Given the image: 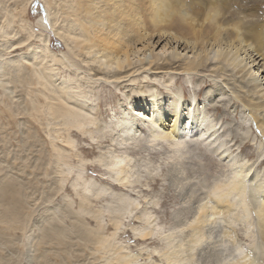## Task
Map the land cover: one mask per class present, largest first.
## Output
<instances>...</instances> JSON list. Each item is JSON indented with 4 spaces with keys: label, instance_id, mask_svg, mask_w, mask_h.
<instances>
[{
    "label": "rangeland",
    "instance_id": "374dc122",
    "mask_svg": "<svg viewBox=\"0 0 264 264\" xmlns=\"http://www.w3.org/2000/svg\"><path fill=\"white\" fill-rule=\"evenodd\" d=\"M254 1L258 6H256L255 3L252 5H255L257 9L260 8L258 15L264 16V0ZM45 10L44 0H30L26 4L24 0H0V26L4 24L5 20H12L10 24L11 29H9L11 34L0 38V55L2 57V61L4 60L8 63L13 58H19V55L25 54L28 51V48L26 49V47H35L38 45L39 42H37V40L30 38L22 46L19 45L20 47L14 46L15 48L13 47L12 49H7L9 44H15L16 42L18 43L20 40L23 41L26 38V24H30L33 26V30H36L34 31L35 36L48 35L50 37L49 45L51 44V49L54 52L58 53V51L60 52V49L62 50L60 47L61 42L54 38L51 33L52 31H50L48 28L43 30L36 25V20L39 18V16L40 18H43V22H46ZM9 41H11V43H9ZM31 63L27 62L26 64L21 59L15 66H13V64L9 62L7 70L4 74H2V76H0V191L2 193H6V195H1L0 192V196L2 197L5 195L6 197L4 196V198L6 199L3 197L2 198L4 201H9V203L4 202L0 197V199L3 201L0 203V216L3 214L0 217V264H69L70 261V264H106L107 261L111 259L113 252L106 254L103 253V256L102 252H100V255L98 252L94 251L97 246L95 244H92L93 246H89V243L91 242H86L87 240H93V236L89 235L87 230L90 229L92 232L94 230L96 231L98 230L96 228H98V226L101 224L104 227V231L102 230L103 235H108L110 232H112V230H110V225L114 217L104 213L102 215H96L94 220L89 218L91 215L89 216L84 214V217L87 218V221L85 220L86 223L83 225V223L77 221L75 217H72L74 215L71 212L78 211L77 204L79 201V198L75 196L74 191L77 190V192L81 193L82 185L85 180V183L87 182V184L90 182L88 186H93L92 190L97 191L98 188L100 189L99 191L102 190L103 194H105L104 196L114 198L116 195H120L121 193L119 191L98 181H100V177L106 178L103 170H105V168H110L106 166V163L108 165L109 161L108 156H110L111 153L118 154V152L122 153L124 151H127L126 155L128 158H131V162H129L128 165V170L130 172L129 176L133 175V179H136L137 177L140 180H138L139 182L134 185L136 186V188H134L135 193L133 192L132 188L128 190L129 194L125 193L127 191H124L123 193L128 197L136 199L138 210L130 209L128 211L130 213L129 215L127 214L125 219H123L122 226L117 234L115 243L118 246H120L119 244L123 245L124 249H128V251H130L137 258L136 264H168L164 254L172 250H178L176 255L178 260L173 264H264V238L263 231L261 232V228L259 226V206L256 204V198L255 200L254 198L253 200L250 198L249 191V189H254V185L258 187V184L261 186L263 185L262 188H259V190L264 189V165H261L260 168H256V166L260 164V161L264 160V136L262 135L261 130L256 128L252 119L253 117H251V113H249V109L244 106L245 101L241 102V100H245V93L243 92L247 90V85L243 84V82H239V76L235 77L237 79L236 82V79L232 78L235 76L234 72L231 73L228 72V70H225V73L221 75L219 73H214V71L211 70L212 68H207V71L198 70L192 73L190 72L188 74H183L181 76L183 77L182 82L180 81L178 83L176 79L180 78L179 75H171L174 78L173 80L169 81L168 79L169 77L171 78V76L169 72H167V74L165 71L159 74L157 71H150L142 74L143 76L140 75L146 78V80H142L139 74H137L138 76L135 77V84L134 82L126 83L128 87L124 90L122 89V85L115 86L113 84H109L107 87H103V84L99 83L98 85H100V87L96 86L97 89L95 88V91H91L90 98L92 99L89 100V102L91 101V104L94 102V105L92 104L94 113L95 111H98L97 117H94V115H91V113L89 116L92 118V120H94L92 121L94 124L88 126L94 133H91V135L87 134V141L73 137V147L70 148L64 145L65 143L60 141L62 136H64V133H62L63 128L61 129L59 126H54L57 123L54 124L52 121H44V119L47 120V118H50L49 116H44L42 111L40 113H36L35 110L33 111L30 109V111L29 107L27 108V106L31 107L30 103L32 105L34 103V105H36L35 107H42L41 104L44 102L43 100L39 99V97H41V89H39V86H33V84L30 83L29 84L32 86L27 84V82L32 81L34 77V65ZM2 66L3 65L1 64L0 68H2ZM80 70L81 71L79 72L81 74L84 73L83 77L88 76L86 79H90L88 73L86 72L87 69L86 71H82V69ZM1 71L2 70L0 69V73ZM30 78L32 80H30ZM93 79H90V82H95V79ZM139 80L149 81L151 86L150 84L147 85L150 87L148 89H152L153 91L151 92L155 95L157 94L156 96L160 98L167 95L171 96L170 93L174 92L177 94L180 92V100L184 99V94L187 95V98L189 97L194 101V105L199 103V110L195 112L203 111V113L208 114V116L211 118L209 119V121H211L210 126L215 124L214 127H216L215 129L217 130V134L214 136V138L217 139L213 138L214 141H216L215 144L212 141L213 139H209L210 143L213 142L211 148L217 146L216 149L218 150L214 149L215 147L213 148V152H215L213 154H215V156L211 151H209V149L205 150L206 146H204V143L207 144L208 140L199 138V134H195L196 137L193 136L195 128L197 127L193 129V133L190 129L189 135L191 136H188L189 138L187 137L189 142L191 140L190 138H192V136L194 137V139H192L194 141L191 140V144H195L193 149H199L201 146L203 148H200L201 152L214 160L212 161L214 165L208 169L207 175L201 174V172L196 169L195 160L194 162L185 161L182 163V165L171 163L170 158L172 156H170V152H167L168 147L166 145H168V143L166 142V145H163L161 148H156L157 150H155L154 147V150L152 147L150 148V144L147 145L145 140L141 141L143 138L142 135L144 134V132H142L144 128L139 131V133L143 134L139 135V138L136 139L141 144H143L142 146L144 148H136L135 145L138 143H134V140H127L124 143V140H121L120 137L118 138V133L115 131V129L118 128L116 126L118 124L120 127V117H124V115L129 111L127 108L129 105L127 103H130L128 100L131 98L127 99L126 95L128 93H131L132 95L135 94L133 87L140 83ZM6 84L7 87L4 86ZM35 87L38 88V90ZM132 88L133 90L130 92V89ZM28 89L30 90V94H28ZM33 89L37 90V92ZM138 89L139 88L135 89V91L137 90L138 92ZM145 90L146 88L143 90L141 89V91ZM199 90H201V93H198ZM32 92L36 95L37 101L35 95H32ZM212 92H215L216 95L212 97L214 99L208 100L210 95H212ZM143 95L146 94L143 93ZM256 97L257 96L254 95L253 98ZM33 100L35 102H33ZM163 100V102L166 104L168 103L167 100H169V97H163ZM209 104H212L213 106ZM27 109L30 112H28ZM122 110L127 112L122 113ZM187 112L188 110H184L181 125L176 129L187 127V130H185L188 131V126L186 125L188 122L187 119L189 112ZM38 115L40 116L38 117ZM41 115H43L44 119ZM43 123L47 126L43 125ZM144 124L146 125V122ZM146 135L147 134H145L144 137H146ZM197 136L199 140L197 139ZM195 138L197 140H195ZM199 141H201V143H199ZM91 144H94L95 147L91 152H88V148L91 147ZM196 144H199L200 146L197 147ZM219 145H223L222 149L218 147ZM223 147L228 149L227 153L223 154L222 151L223 149L225 150ZM118 148L123 149L118 150ZM148 148H150V151H148ZM129 149L133 151H130ZM197 152L198 150H196V153ZM218 153H221L222 155L220 154L218 156ZM228 153L230 154V160L224 159V156ZM66 157H68L69 161H72L70 162L71 164L73 163V165H71L68 162L71 165L68 172H65L67 170L65 167L66 165L62 164V162L68 164ZM69 157L71 158L69 159ZM72 158L73 160H71ZM258 158L260 159L258 162L259 164H255V160H258ZM56 159L58 161L56 164H54L53 162ZM95 164L99 165L101 169L99 167L94 168L93 166ZM243 165L245 166L243 167V172L245 171V174L247 173L246 178L249 179L248 182L246 181V184L249 188L246 194V204H237L239 201L235 196L236 194L233 193V195H230V201L234 205L232 207V211L226 215L222 213L219 214L220 216H215V221L209 225L207 224L206 228H203L202 230L206 239H203L202 244L191 251L187 245L189 236L188 224L193 220L195 215L197 216L196 207L199 203L202 204L207 201H209V204H211L208 193H210L209 191L212 185L215 183H220L221 185L229 183L233 180V177H236L234 176L235 171L240 170V167ZM59 172L61 174H59ZM62 172L65 173L63 174ZM147 177H152L151 179H157V184H153L151 179ZM204 180L207 181L205 184ZM199 181H201L203 184L202 186L204 189L201 188L202 186L199 184ZM72 183L76 184L72 185ZM16 185L18 187H16ZM73 186H75V190H73ZM187 186L189 188H187ZM82 193L84 192L82 191ZM92 194L93 193L90 192L91 196ZM91 199L93 200L90 202V206L92 210L95 211H101L100 209L105 205H116L115 203H107L106 201L97 203L93 197H91ZM112 200L113 199L109 201ZM11 203L12 205H9ZM3 206L8 207L5 208ZM9 207L11 210H9ZM24 207L26 210H24ZM14 208L18 209L15 210ZM141 209L144 210L143 213L146 214L148 219H146L144 215L141 216ZM184 209L186 210L184 211ZM12 210L14 212H12ZM9 211L12 214L8 213ZM6 213H8V215H6ZM69 213L70 215H68ZM140 216L142 217L141 219L148 220L149 224H145L143 221L139 220ZM16 219L18 220L16 221ZM96 219H98V222ZM12 222L13 224H11ZM59 224H61V226ZM83 226L84 228H82ZM53 227L58 229L59 232L57 233V230L53 231L52 233L49 232L54 230ZM185 227L187 228L185 229ZM213 228L215 229L213 230ZM139 230H152V237L155 239L154 242L147 241L142 243L140 241H136L134 233L137 234ZM65 231L66 233H69L70 231L71 232L70 234L64 235L66 234ZM83 232H85V234ZM54 233H57L56 235L62 233L63 235H60L61 238L58 236V238H56V236L52 235ZM43 234L46 235L44 240L41 238L44 236ZM66 236L68 238H66ZM40 238L43 242L40 240ZM45 238L49 239L47 240ZM62 238L63 242L65 241L64 244L72 246L69 248H62L63 251L69 249L70 251H67L68 254L66 251H58L59 253H54L56 251H52L53 253H51V248L53 245L49 244L48 242L54 241V243L56 242L55 244H57L58 239L62 241ZM64 238L66 240H64ZM85 238L88 239L85 241ZM64 244L62 245L64 246ZM86 244L87 247H91V249L95 246L93 250L94 252L92 250L90 251V253L93 252L94 255L89 253L90 249L85 247ZM153 248H155L159 254L155 252L152 253ZM77 249L78 251H76ZM233 249H235V255L233 254ZM68 256L71 260L68 258ZM210 257L213 258L211 259ZM62 259H64L65 262ZM45 261L46 263H44ZM228 261L230 263H228Z\"/></svg>",
    "mask_w": 264,
    "mask_h": 264
},
{
    "label": "bare ground",
    "instance_id": "6f19581e",
    "mask_svg": "<svg viewBox=\"0 0 264 264\" xmlns=\"http://www.w3.org/2000/svg\"><path fill=\"white\" fill-rule=\"evenodd\" d=\"M28 1L30 0H24L25 4ZM44 1H45V9H46L45 10L46 11V22H43L42 21L43 18L42 17L40 18L39 16V18L36 20V25L43 30L48 28L50 31H52L51 33L54 36V38L56 40L58 39L61 42L60 47L62 48V50L60 49V52L58 51V53L54 52L51 49V44L49 45L50 37L48 35H36L35 36L34 31L36 30H33V26H31L30 24L25 25L26 26L25 27L26 38L23 41L20 40L18 43L16 42L15 44L9 41V43H11L12 45L9 44V47H7V49L8 48L12 49L14 46L16 47H18L19 45L22 46L30 38H34L35 40H37V42H39L38 45L35 47H31V46L26 47V49L28 48V51L26 53L24 52L25 54H22V55L18 54L19 58L12 57L14 60L12 59L9 62H11L13 66H15L21 59L26 64L27 62L33 63L34 65L33 66L34 67L33 80L30 78V80L32 81L27 82V79H26V82L27 84L29 83L33 84V86L34 85L37 87L39 86V89H41V92H40L41 97H39V95L38 97L44 102L43 104H41L42 107L37 106L38 107L37 108L35 107L36 105H34V103L33 105L30 103L31 107L27 106V108L29 107V110L30 109H32L33 111L35 110L36 113H40L42 111L44 116L46 117L49 116L50 118V119L47 118L46 120L43 118V115H41L44 121L46 122L52 121V123L54 124L57 123L56 125L53 124L54 126H59L61 127V129L63 128L62 133H64L63 134L64 136H62V138L60 136L61 138L60 141L65 143L64 145L72 148L73 143H74L72 140L73 137L80 138L83 141H87L88 140L87 134L91 135V133H94L92 130H90V127L88 126V125L94 124V122H92L94 120H92V118L89 116L91 113V115H94V117H97L98 111H95L94 113L93 111L94 108L92 106L94 102L91 104L90 103L91 101L89 102V100L92 99L90 98L91 91H93L95 88L97 89L96 86L100 87V85H98L99 83L103 84L102 85L103 87H107L109 84H113L115 86L122 85V89L124 90L125 88L128 87L126 83L134 82L135 84L136 82L135 77L138 76L137 74H139L140 76L150 71H157L158 74L165 71L166 73L169 72L170 76L175 75V74L179 75L180 78L176 79L178 83L180 81L182 82L183 77L181 76L183 74L185 73L188 74L190 72L192 73L198 70L207 71V68L209 69L212 68L211 70L214 71V73L216 74L219 73L221 75L225 73L224 72L225 70H228V72H231V73L234 72L235 76L232 78L236 79L235 77L239 76L240 78L239 82H243V84L247 85V90L243 92L245 93L244 94L245 100L242 98L243 100H241V102L245 101L244 106L249 109L250 111L249 113H251V117H253L252 119L255 123L256 128L261 130V133L264 136V16L258 15V11L260 10V8L257 9L256 6L258 5H256L254 0H170L171 8L177 10L178 12L187 10L190 12V14L184 18H181L179 15H176V16H173L169 20V22H161V23L153 22L152 0H53V1L44 0ZM256 1H262V0H256ZM160 3L163 4L164 0H160ZM253 3H255L256 6L252 5ZM166 17H167V12L162 11L161 19L166 18ZM8 18H11V17H8ZM9 21L5 20L6 23L4 22V24L0 26V38L1 37L3 38L6 35L11 34L9 29H11L10 24L12 20L10 22ZM0 62H1L0 65L1 64L3 65L2 68H0L2 70L0 73V76H2V74H4L5 71L7 70L9 66L8 65L9 62L7 63L4 60L2 61L1 55H0ZM80 69H82V71H86L87 69L86 72L88 73L90 79L94 78L95 82H90L91 81L90 79H86L88 78V76L83 77L84 73L82 72L83 74H81L79 72L81 71ZM157 73H152V74H157ZM142 76H140L141 79L146 80V78ZM173 78L174 77L171 76V78L169 77L168 80L171 81L173 80ZM142 80H139L140 83L136 85L135 87H133L134 90L133 88L130 89V92H132L133 90L135 94L132 95L131 93H128L126 95L127 99L131 98L130 100H128L130 101V103H127L129 105V107H127L129 111L127 112L125 110H122L123 111L122 113H126V112L127 113L125 115L123 114L124 117L122 118L120 117V121H119L120 127L118 126V124L116 126L118 127L117 129H115V131H117L118 133V138L120 137L121 140H124V143L127 140H134L135 141L134 143H138L135 145L136 148L138 147L144 148L142 146L143 144H141L139 141L136 140L137 138H139L138 137L139 135L143 134V133H139V131H141V129L144 128L142 131L144 132V134L142 135L143 138L141 141L145 140V143L147 145L150 144L149 145L150 148L154 147L155 150H157L156 148H161L163 147V145H166L165 144L166 142L168 143V145H166L168 147L167 152L168 153L170 152L169 154L170 156H172L170 158L171 163L182 165V163L185 161L194 162L195 160L196 169H198L201 172V174L207 175L208 169L212 165H214L212 163V161L214 160H212L211 157L201 152V149L203 148L199 144L198 145L196 144V145L197 147L200 146L201 149L196 148V150H198V152L196 153V150L193 149V146L195 144L192 145L191 140L194 139L193 136H195V134L196 135L199 134V138H204L205 140H208L209 144L204 143V146H206L205 150L209 149V151H211L212 154L215 153L213 152V150L216 149L217 146L216 147L214 146L215 147V148L213 147L214 149L211 147H212V143L214 142L215 144L216 142L214 141V139H217V138H214V136H216L217 130L215 129L216 127H214L215 124H212V126H210L211 121H209V119L211 118L208 116V114L203 113L202 110H201L202 112L200 111L195 112L199 110V103L197 105H194V101L191 100L189 97L187 98L186 97L187 95L184 94L185 97L184 99H182L183 101L180 100V97H181V96L179 97V95H181L180 92H178L179 94H177L176 92H174L176 94L170 93L171 96H168V95L163 96L164 98L169 97V100H167L168 103H166L167 104L166 105L163 102L164 101L163 97L162 98L157 97L156 96L157 94L155 95L151 92L153 91L152 89H148L150 87H148L147 85L150 84L151 86V83H149V81H142ZM236 82H237V79H236ZM168 85H169V82H168ZM4 86L7 87V84ZM210 87H213V86H210ZM137 88L140 89V90L138 89V92L137 90L135 91V89ZM145 88H146L145 91H141V89L143 90ZM36 89L38 90V88ZM37 90H34V91L37 92ZM24 91H27V90H24ZM222 91H225V90H222ZM29 92L30 90L28 91V94H30ZM33 92H32V95L35 93ZM143 93L146 95H143ZM198 93H201V90H199ZM214 95H216V93L212 92V95H210L208 100L214 99L212 98L214 97ZM254 95H256L257 97L253 98ZM35 98L37 101L36 95H35ZM34 100L33 102H35ZM124 104H125V101H124ZM209 105H212V104H209ZM29 110L27 109L28 112L31 111ZM184 110H188L189 112L188 119H187L188 122L186 125L188 126V131H186L187 127H184L182 129H176L181 125V121L183 120L182 116L184 115L183 114ZM39 116L40 115H38V117ZM145 122H146V125L144 124ZM43 125L47 126L44 123ZM194 128H195V132L193 133ZM190 129L194 135L192 136V138H190L191 140L189 142V140L187 139L189 138L188 136H191L189 135ZM183 131H186V132H183ZM145 134H147L146 137H144ZM197 139H198V136H197ZM197 139L195 138V140ZM209 139L211 140L213 139L212 140L213 142L210 143ZM199 143H201V141H199ZM220 145L218 147L222 149L223 145L222 146ZM94 147H95L94 144H91V147L88 148L89 150L87 149L88 152H91L94 149ZM150 148H148V151H150L149 150ZM120 149L122 150L123 148H120ZM120 149L118 148V150ZM226 149L227 148H225V150L223 149L222 151L223 154L227 153L228 149L227 150ZM130 151H133V150H130ZM221 153H218V156ZM126 154H127V151L126 152L124 151L122 153L118 152V154L111 153L110 156H108L109 158L108 165L106 163V166L110 168H105V170H103L104 171L103 173L105 174L106 178L100 177V181H98V182H101L102 184L109 185L113 189L119 191L121 193L120 195H116L114 198L104 196L105 194H103L102 190L99 191L100 190L99 188L97 191L92 190L93 186L92 187L88 186L90 182L87 184V182L85 183V180H84V183L82 181L83 183L82 191L84 193H82V191L81 193L77 192V190H75L74 188L75 186L72 187L74 188L73 190H75L74 191L75 196L79 198V201L77 204L78 211L71 212L74 215L72 217H75L77 221H79L80 223H83L84 225V223H86L85 220L87 221V218L84 217V214L89 215V216L91 215L89 218H92L94 220L96 218V215L98 214L102 215L104 213H107L108 215H112L114 217L110 225L111 226L110 230H112L110 234L103 235L104 227L100 224L101 226L99 225L98 228H96L98 229L96 231L94 230L92 232L90 229L87 230V232H89L88 234L93 236L92 238L93 240L90 241V240H87L88 238L87 239L85 238V241L87 240L86 242H91L89 243V246H93L92 244H95L97 246V248L94 250L95 246L94 248L91 249V247L88 248L86 244L85 247L90 249L89 253L91 250L98 252L100 255H101L100 252H102V255L103 253L106 254L109 252H113L111 259L107 261L106 264H136L137 263V260H136L137 258L130 251H128V249H124L123 245L119 244L120 246H118L115 243V239L117 237L119 230L121 229L123 219H125L127 214L129 215L130 213L128 211L130 209L138 210V206H137L138 204L136 203V199L128 197L127 195L123 193L124 191H127L125 193L129 194L128 190L130 188H132L134 192L135 190L134 188H136V186L134 185L139 182L138 180H140L137 177L136 179H133L134 178L133 175L129 176L130 172L128 170L129 169L128 165H129V162H131V158H128ZM213 155L215 156V154ZM71 157H69V159ZM66 158L65 159L67 160V163L72 162L68 160V157ZM216 158H217V155H216ZM229 158H230L229 153L224 156V159L230 160ZM71 160H73V158ZM259 160L260 159L258 158V160H255L254 163L255 164L258 163ZM57 161L58 160L56 159L54 160L53 163L56 164ZM263 161H260V164L258 163L259 165H257L256 168L257 167L260 168L261 165H264ZM69 163L66 164L62 162V164L66 165L65 167L67 170L65 172H68L70 170V166L73 165V163L72 164L70 163L71 165ZM90 166H93V165H90ZM93 167L97 168L99 167V165L95 164ZM243 167L245 166L244 165L241 166L240 170L236 168L238 170V171H235L234 176L236 177H233V180L230 181L229 183L225 185H221L220 183H215L212 185L209 191L210 193H208V197L210 198L211 204H209V201H207L202 204L199 203L198 206L196 207L197 216L195 215L193 217V220L191 222L189 221L190 222L189 224L187 222L188 231H189L187 245H188V248L191 249V251L195 249L197 246H200L202 244L203 239H206L205 234L202 232V230L203 228H206L207 224L209 225L215 221V216H220L219 214H222V213L226 215L230 211H232V207L234 205L230 201V195H233V193L236 194L235 196L237 197V200L239 201L237 202V204L239 205L246 204V201H245L247 200L246 194L249 189L248 185L246 184V181L248 182L249 179L246 178L247 173L245 174V171L243 172ZM60 172L59 174H61ZM74 174H77V173H74ZM151 178L152 177H150L149 179ZM81 180H82V177H81ZM151 181L153 184H157L158 180L153 178L151 179ZM199 182H200L199 184H201L202 186L203 184L201 183V181ZM205 182L207 181L204 180V184ZM75 184L76 183L74 184L72 183V185H75ZM188 186L187 188H189ZM254 186L255 187L253 190L249 189L250 198L252 200L253 198L254 200L255 198L257 199L256 204L259 206V217H258L259 226L261 228V232L263 231V238H264V201H263L264 200V189L259 190V188H262L263 186V185L261 186L260 184H258V187L256 185ZM16 187L18 186L16 185ZM201 188L204 189L203 186ZM90 192L93 193L92 196L90 195ZM3 194L6 195V193L1 192V195ZM4 196L2 197L4 198ZM2 197L1 199H3ZM91 197H93L97 203L106 201L107 203L111 202V203H115L116 205H113V206L105 205L103 208L100 209L101 211L99 210L95 211V210H92L90 206V202L93 200L91 199ZM1 199H0V203H2L4 199L6 198H4L3 201ZM111 199L113 200L109 201ZM4 202L9 203V201H4ZM5 205H8V204H5ZM9 205H12V203ZM9 210H11L10 207H9ZM24 210H26V208ZM185 210L186 209H184V211ZM195 210H194V213H195ZM12 212L14 211L12 210ZM140 212H141V216L144 215L145 218L148 219L146 214L143 213L144 210ZM8 213H10V211ZM8 213H6V215H8ZM68 215H70V213ZM141 216L139 220L143 221L145 224H149L148 220L141 219L142 218ZM17 220L18 219H16V221ZM96 220L98 222V219ZM10 222H11V219H10ZM11 224H13V222ZM59 225L61 226V224ZM82 228H84V226ZM186 228L187 227H185V229ZM53 229L54 230L49 231V232L52 233L55 230H57L56 231L57 233L59 232L58 229H55L54 227ZM214 229L215 228H213V230ZM70 232L66 233L65 231L66 234L64 235L70 234ZM57 233H54L52 235L56 236V238L58 237L61 238L60 235H63V234L59 233V235H56ZM83 233L85 234V232ZM43 235L44 236L41 238H43L44 240V237L46 235L45 234ZM134 237L136 241H140L142 243H145L147 241L154 242L155 240L154 237H152V230H142V231L139 230L137 234L134 233ZM41 238L40 240L42 241ZM49 238H45V239L48 240ZM66 238L68 237L66 236ZM64 240L66 239L64 238ZM57 242L58 243L62 242V243L61 244L59 243L58 245V243L55 244L56 242L54 243V241L48 242L49 244L53 245V247L51 248L52 249L51 253H53L54 251H56L54 253H59L58 251H63L62 248L64 249L65 247L66 248L72 247L70 245L64 244L65 241L63 242V238H62V241L58 239ZM62 244H64V246ZM235 249L232 250L234 255L236 253ZM68 250H65L66 253ZM76 251H78V249ZM93 252H91L90 254L94 255ZM154 252L159 254V252L155 248L152 249V253ZM177 253H178V250H172L164 254L168 264H173L174 262L178 260V258L176 257ZM42 258H45V257H42ZM44 263H46V261ZM228 263L230 262L228 261Z\"/></svg>",
    "mask_w": 264,
    "mask_h": 264
},
{
    "label": "clouds",
    "instance_id": "9594fccd",
    "mask_svg": "<svg viewBox=\"0 0 264 264\" xmlns=\"http://www.w3.org/2000/svg\"><path fill=\"white\" fill-rule=\"evenodd\" d=\"M152 15L154 23L169 22V20L176 15H179L181 18L186 17L190 14L189 11L184 10L178 12L177 10L170 7V0H164V3H160V0H152ZM166 11L167 17L161 19V12Z\"/></svg>",
    "mask_w": 264,
    "mask_h": 264
}]
</instances>
